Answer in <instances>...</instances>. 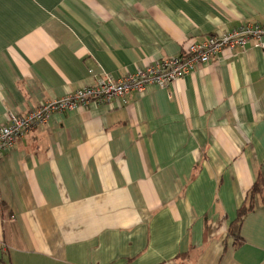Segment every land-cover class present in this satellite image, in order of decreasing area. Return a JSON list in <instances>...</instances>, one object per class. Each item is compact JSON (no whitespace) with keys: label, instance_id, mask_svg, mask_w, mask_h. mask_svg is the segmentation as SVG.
<instances>
[{"label":"crops","instance_id":"obj_1","mask_svg":"<svg viewBox=\"0 0 264 264\" xmlns=\"http://www.w3.org/2000/svg\"><path fill=\"white\" fill-rule=\"evenodd\" d=\"M264 23V0H0V124ZM264 46L166 89L56 112L0 155V264H264Z\"/></svg>","mask_w":264,"mask_h":264},{"label":"built area","instance_id":"obj_2","mask_svg":"<svg viewBox=\"0 0 264 264\" xmlns=\"http://www.w3.org/2000/svg\"><path fill=\"white\" fill-rule=\"evenodd\" d=\"M248 45L264 46V23L249 21L222 35L211 34L201 41H187L180 56L157 59L123 75L108 74L92 85L44 101L22 115L10 112L8 122L0 124V155L10 151L34 129L45 126L53 113L73 111L90 104H111L129 92H144L149 86L166 89L190 73L195 64L207 63L212 55L244 49Z\"/></svg>","mask_w":264,"mask_h":264},{"label":"trees","instance_id":"obj_3","mask_svg":"<svg viewBox=\"0 0 264 264\" xmlns=\"http://www.w3.org/2000/svg\"><path fill=\"white\" fill-rule=\"evenodd\" d=\"M258 202L264 204V178L260 168L256 170L255 179L248 188L245 198L237 209L236 216L230 222L227 230L228 235L232 236L235 246L242 242L240 228L245 216L255 209Z\"/></svg>","mask_w":264,"mask_h":264}]
</instances>
